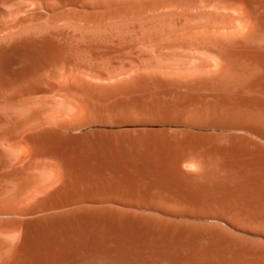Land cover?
<instances>
[{
  "label": "bare ground",
  "instance_id": "1",
  "mask_svg": "<svg viewBox=\"0 0 264 264\" xmlns=\"http://www.w3.org/2000/svg\"><path fill=\"white\" fill-rule=\"evenodd\" d=\"M0 264H264V0H0Z\"/></svg>",
  "mask_w": 264,
  "mask_h": 264
},
{
  "label": "rangeland",
  "instance_id": "2",
  "mask_svg": "<svg viewBox=\"0 0 264 264\" xmlns=\"http://www.w3.org/2000/svg\"><path fill=\"white\" fill-rule=\"evenodd\" d=\"M166 52V51H165ZM164 52V54H165ZM169 51H167L166 53H168ZM172 52L170 51V53L166 54V56H169ZM148 54V53H147ZM175 55V54H174ZM150 55L148 54V56L146 55V57H149ZM166 56L164 55V57L166 58ZM171 57H174L173 54ZM177 57V55L175 56ZM174 57V58H175ZM172 58V59H174ZM149 59V58H148ZM169 59V57L167 58ZM124 126H127V127H130V126H135L137 128H159V127H163L162 124H149V123H146V124H142V123H139V124H135V125H131V124H125ZM169 128H172V129H182L184 128L183 126H180V125H171V126H167ZM217 132V131H215ZM218 132L222 133L223 131L219 130Z\"/></svg>",
  "mask_w": 264,
  "mask_h": 264
}]
</instances>
